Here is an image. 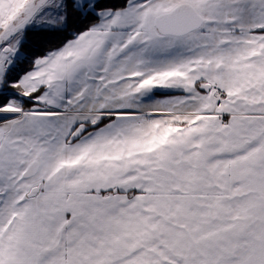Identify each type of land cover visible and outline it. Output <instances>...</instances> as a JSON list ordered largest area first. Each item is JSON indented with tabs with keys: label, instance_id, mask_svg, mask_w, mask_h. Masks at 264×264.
<instances>
[{
	"label": "snow or ice",
	"instance_id": "snow-or-ice-1",
	"mask_svg": "<svg viewBox=\"0 0 264 264\" xmlns=\"http://www.w3.org/2000/svg\"><path fill=\"white\" fill-rule=\"evenodd\" d=\"M0 264H264V0H0Z\"/></svg>",
	"mask_w": 264,
	"mask_h": 264
}]
</instances>
